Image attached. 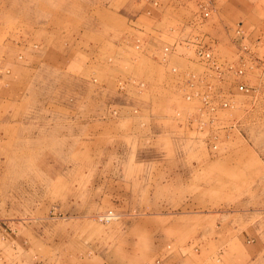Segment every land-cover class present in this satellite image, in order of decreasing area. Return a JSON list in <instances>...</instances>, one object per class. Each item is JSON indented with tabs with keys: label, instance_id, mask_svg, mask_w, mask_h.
Listing matches in <instances>:
<instances>
[{
	"label": "rangeland",
	"instance_id": "1",
	"mask_svg": "<svg viewBox=\"0 0 264 264\" xmlns=\"http://www.w3.org/2000/svg\"><path fill=\"white\" fill-rule=\"evenodd\" d=\"M149 3L0 0V264H264V0Z\"/></svg>",
	"mask_w": 264,
	"mask_h": 264
},
{
	"label": "crops",
	"instance_id": "2",
	"mask_svg": "<svg viewBox=\"0 0 264 264\" xmlns=\"http://www.w3.org/2000/svg\"><path fill=\"white\" fill-rule=\"evenodd\" d=\"M159 3H160V0H159ZM147 7H148V5L146 6L145 9H147ZM155 8H158V6H156ZM145 12H146V10H145ZM146 14L149 15V14H152V13H147L146 12ZM156 14H157V10L155 11V13L152 16H155ZM149 16H151V15H149ZM241 22H242V24L245 25L244 20H242ZM197 23H199V22H197ZM54 25H58L59 28H60L61 26L64 27L66 25V23H65V21H63L62 24L55 23ZM160 26H161V24H159V21H158V22H155V23L151 24L149 28L147 26H145V25L144 26L141 25L140 27L143 29V31L145 29H151V30L153 29V30H156V31H158L160 33H163L164 29L160 28ZM186 28H190L188 26V24H184L183 29L180 30V31H183L184 29L186 30ZM171 29H173V28H171ZM149 32H151V31L149 30ZM169 34L171 36H176L175 34H173L171 32H169ZM47 40H48L47 41V46L44 47V49L42 50V52L41 53H38V54H41L42 56H47L48 55V57L50 55L54 59H55V57H56V59H58V58L60 59L61 57H63L66 54L68 47H65L66 46L65 45L66 44L65 42L63 43L61 40H55V39H54V41L50 42L51 40H50L49 37L47 38ZM212 40H213V42L216 43V40L215 39H212ZM54 63H56V62L54 61ZM137 85L140 87V84L139 83H136V86ZM154 161L155 162L147 163L145 165L147 167L146 172H148V175L147 174L145 175V177L143 178L144 181H147L148 180V182H151L152 180H156L155 178H158V175H156V174L157 173H161L163 171V169H162L163 168V165L158 164V162H156V160H154ZM163 180L165 182H169V180H168V178H166V176L164 177ZM163 180H161V181H163ZM148 202L149 203H159V204H161V203L170 202V200L166 199L165 197H158V199H153V197L150 196V199H149ZM154 242H155V240H152L151 241V244H154ZM169 248H170V244H167L166 247H164V246H158L157 248L152 249V251H155V253H156L152 257H156L157 256V257L163 258L164 260H162V264H176V263L179 264L180 262H178V261L177 262H173V259L175 257H177L178 254H176L175 251L174 252L173 251L168 252L169 251ZM114 264H119V263H114Z\"/></svg>",
	"mask_w": 264,
	"mask_h": 264
},
{
	"label": "built area",
	"instance_id": "3",
	"mask_svg": "<svg viewBox=\"0 0 264 264\" xmlns=\"http://www.w3.org/2000/svg\"><path fill=\"white\" fill-rule=\"evenodd\" d=\"M149 4H148L149 6L147 8V11H148V13H152V10L156 6H158L159 0H152L151 3H149ZM200 8L202 10V15H204V16L210 15L211 9H210L208 4H201ZM140 42H141V40L138 39L137 43H136V47H140ZM244 48L246 49L247 47L244 46ZM169 51H170V46L166 45L162 51L163 60H167V57H168L167 54L169 53ZM196 52L201 57L208 59V60H212L215 63V61L213 60V53H212L211 49L206 47L205 45H200L199 48H196ZM232 66H233V64H230L228 67L231 68ZM217 67H219V66L217 65ZM172 70L177 71L178 70L177 66H173ZM240 71H243L242 68L240 69ZM190 75H191V73H189V76ZM192 75L195 76V74H192ZM119 84L121 85V87H124L123 81H120ZM143 86H145L144 82H140V87H143ZM240 88L245 89V85L241 84ZM199 91L200 90L198 88L191 89L189 92H187V98L191 99L193 96H199ZM202 96H203V100H204L205 104L209 105L211 109H215V105H213V103H212L211 94L206 93V94H203ZM224 105H227V102H224ZM137 110L138 109H135V112H137ZM118 111H119L118 109L114 110L115 113H118ZM203 125H204V123H201L200 127H202ZM145 264H162V259L157 258L155 261H152V262L147 261Z\"/></svg>",
	"mask_w": 264,
	"mask_h": 264
}]
</instances>
